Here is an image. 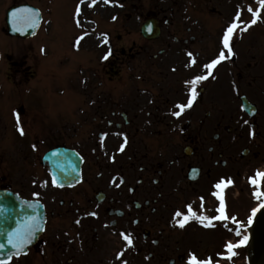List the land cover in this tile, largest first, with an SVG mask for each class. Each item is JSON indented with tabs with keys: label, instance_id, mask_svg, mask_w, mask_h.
<instances>
[{
	"label": "flooded vegetation",
	"instance_id": "1",
	"mask_svg": "<svg viewBox=\"0 0 264 264\" xmlns=\"http://www.w3.org/2000/svg\"><path fill=\"white\" fill-rule=\"evenodd\" d=\"M26 2L42 13L35 44L13 42L6 28L7 9ZM238 15L229 53L223 37ZM147 22L149 39L141 33ZM61 30L72 54L66 82ZM49 36L51 58L41 65L33 52L48 47ZM221 52L225 59L209 70ZM44 65L51 96L6 95L0 108V192L34 202L44 224L23 252L9 243L19 226L8 229L0 261L190 264L195 254L214 262L227 253L225 243L247 236L259 201L253 191L264 192V182L249 184L264 171L259 0H0V73L28 84ZM204 75L193 99L191 81ZM56 95H69L64 107ZM60 147L83 160L80 181L70 186H58L43 164ZM189 206L209 220L179 227L176 213L190 215Z\"/></svg>",
	"mask_w": 264,
	"mask_h": 264
},
{
	"label": "snow or ice",
	"instance_id": "2",
	"mask_svg": "<svg viewBox=\"0 0 264 264\" xmlns=\"http://www.w3.org/2000/svg\"><path fill=\"white\" fill-rule=\"evenodd\" d=\"M81 2L83 3V0H81ZM95 3V0H93V4ZM259 3L261 5V8L264 9V0H259ZM251 11V9H249ZM254 19L252 20V24H255L257 19H259L260 17V13L259 12H255L254 14ZM12 17L14 21H19L22 24L26 23L27 26L33 27L35 28L40 22H41V18H40V14L37 10L31 9V8H25V9H20L19 11L13 12L12 13ZM240 17L239 15L235 18V22L226 30V34L223 37V44L225 49H227V51L229 53L232 52V48L230 46V41L232 39L233 36V32L234 30L238 27V21H239ZM245 26V30H246ZM83 37H81L82 39ZM189 55H191V53H189ZM107 58V57H105ZM225 59V54L224 52H221L219 58L217 60L212 61L210 64L206 65V67L211 70L214 69L216 67L217 64L220 63V61ZM193 63H195V60L192 61ZM207 79V76H198L196 77L193 81H191V84L193 85L192 87V98L194 99L196 96V89H195V85L197 83H199L202 80ZM192 106V101L190 100L188 102L187 105L181 104L178 107L180 108L179 112L174 113V115L176 116H180L182 114V112L185 110V108H190ZM18 122H19V117L17 116ZM21 134H23V128L21 127L20 129ZM127 141V138L125 137V142ZM123 150V149H121ZM56 155H58V153H56ZM257 177L260 178V180L262 182H264V173H260L257 172ZM55 182V181H54ZM253 185L257 184V179L253 178L252 181ZM216 187L219 189L221 188V184H217ZM217 195L219 196L220 200H221V208L219 209V211L221 212V214H224V205H223V196L220 195L219 193H217ZM257 199H260L262 196H264V192H256L255 193ZM261 208H264V203H262L260 205ZM259 209H257L256 211H258ZM188 213L190 215H184L181 212H177L176 216L180 217L183 216V222L178 221L179 223V227L183 228L185 226V222L188 221L190 218L191 219H197L200 220L201 223H203L206 220H209L208 217L206 216H200L198 215L195 211H193L192 207L189 206L188 207ZM91 215H96L95 213H91ZM253 215H255V211L253 213ZM217 219H220L221 217H216ZM208 226V225H205ZM37 225L35 224L34 220L30 221L28 225H26L24 228L21 229H17V231L15 233H13L10 238H9V243H11L13 245V247L17 248V250L19 252H23L24 246H26L27 244H30L32 242V239L35 235V231L37 230ZM240 233L238 232L237 235H239ZM123 238L127 241V243L129 245H132L133 241L131 239V237L129 235H124ZM247 241V236L244 237V239L237 245H233L231 243H229L227 245V251L228 253H230L231 255H228L224 258L226 259H231L232 255H235L234 249L237 247L242 246L245 242ZM3 248V245H0V249ZM123 251H121L120 253H118V258L123 257ZM0 264H6V262L4 261H0ZM126 264V262H125ZM191 264H213V261L211 258H208L207 260H199L195 254L192 255L191 257Z\"/></svg>",
	"mask_w": 264,
	"mask_h": 264
},
{
	"label": "water",
	"instance_id": "3",
	"mask_svg": "<svg viewBox=\"0 0 264 264\" xmlns=\"http://www.w3.org/2000/svg\"><path fill=\"white\" fill-rule=\"evenodd\" d=\"M19 10H14L13 12H16ZM12 12V13H13ZM11 13V17H12ZM12 30L14 34H19V36H22L20 33L21 28V22L14 21L12 17ZM29 29L32 27L28 26ZM19 30V31H18ZM29 36V34H28ZM58 153V155H56ZM59 157V169H58V175L59 177L63 178L64 173H70L73 169L77 170L79 168V165L77 164L76 155L67 151H64L62 149L55 151L54 153H50L46 156L45 160L51 164V159ZM64 159H67L65 162ZM72 162V163H70ZM61 178V179H62ZM11 196L2 195L0 197V230H3V233L1 232L0 235L3 234L5 236L7 234V230L16 226L20 223L19 219H22L19 215V213L29 212L30 208L28 204H25L24 202L21 204L20 202H17L13 200ZM21 205V208H20ZM3 238V237H2ZM1 238V239H2ZM0 239V241H1ZM250 262L251 264H264V211L261 214L260 218L258 219L253 232H252V240H251V248H250Z\"/></svg>",
	"mask_w": 264,
	"mask_h": 264
},
{
	"label": "rangeland",
	"instance_id": "4",
	"mask_svg": "<svg viewBox=\"0 0 264 264\" xmlns=\"http://www.w3.org/2000/svg\"><path fill=\"white\" fill-rule=\"evenodd\" d=\"M69 6V1L67 3V7H66V11L68 9ZM67 21V20H66ZM52 31H51V35H52ZM65 34H67L66 32H63V30L60 31V35L57 38V42L56 44L58 45V51L60 52V56L61 57H65L67 56V61L63 58H60L59 62L62 63L63 65H65L67 63V66H69L68 62L70 61V59L72 58V54L68 53V46L64 43V36ZM52 40L50 39V42H48L49 45V49H52ZM35 87H37L36 91H38L39 95H43L44 91L42 89V86H39L38 84L35 85ZM11 89H9V86L7 84V81L5 80L4 76L0 73V95H15L13 92V90L11 91ZM69 95H58L57 98L58 99H62V97H67ZM239 264H248L247 260L243 261L241 260V262Z\"/></svg>",
	"mask_w": 264,
	"mask_h": 264
}]
</instances>
